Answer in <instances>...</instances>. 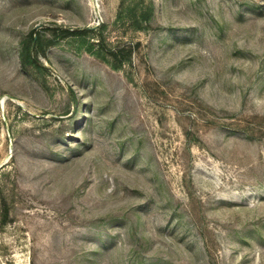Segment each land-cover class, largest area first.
Returning <instances> with one entry per match:
<instances>
[{"label":"rangeland","instance_id":"rangeland-1","mask_svg":"<svg viewBox=\"0 0 264 264\" xmlns=\"http://www.w3.org/2000/svg\"><path fill=\"white\" fill-rule=\"evenodd\" d=\"M148 1L0 0V264H264V0Z\"/></svg>","mask_w":264,"mask_h":264},{"label":"trees","instance_id":"trees-1","mask_svg":"<svg viewBox=\"0 0 264 264\" xmlns=\"http://www.w3.org/2000/svg\"><path fill=\"white\" fill-rule=\"evenodd\" d=\"M154 16L152 1L146 4H133L122 2L116 15V20L126 21L133 29H143ZM105 24L84 26L76 28L53 27L50 32L48 44L54 43L59 38L71 36L75 39L78 48H83L88 53L108 63L112 68H120L130 60L131 46L113 44L104 34ZM46 46L42 36L36 30H31L22 39L19 46V57L23 65L32 68L43 67L39 54H44Z\"/></svg>","mask_w":264,"mask_h":264}]
</instances>
